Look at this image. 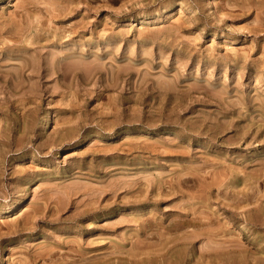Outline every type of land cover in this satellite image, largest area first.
<instances>
[{
  "label": "rangeland",
  "instance_id": "obj_1",
  "mask_svg": "<svg viewBox=\"0 0 264 264\" xmlns=\"http://www.w3.org/2000/svg\"><path fill=\"white\" fill-rule=\"evenodd\" d=\"M0 264H264V0H0Z\"/></svg>",
  "mask_w": 264,
  "mask_h": 264
},
{
  "label": "bare ground",
  "instance_id": "obj_2",
  "mask_svg": "<svg viewBox=\"0 0 264 264\" xmlns=\"http://www.w3.org/2000/svg\"><path fill=\"white\" fill-rule=\"evenodd\" d=\"M87 65H88V64H87ZM90 65H91V64H90ZM88 66H89V65H88ZM88 66H87V67H88ZM84 67H85V66H84ZM89 67H91V66H89ZM89 67H88V68H89ZM85 68H86V67H85ZM84 71H85V70H84ZM165 84H166V83H165ZM45 118H46V117H45Z\"/></svg>",
  "mask_w": 264,
  "mask_h": 264
}]
</instances>
